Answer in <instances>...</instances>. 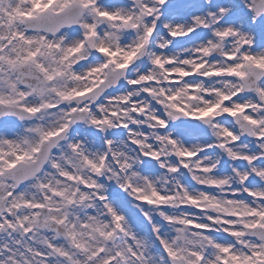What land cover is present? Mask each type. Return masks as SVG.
Here are the masks:
<instances>
[{
	"label": "clouds",
	"instance_id": "9594fccd",
	"mask_svg": "<svg viewBox=\"0 0 264 264\" xmlns=\"http://www.w3.org/2000/svg\"><path fill=\"white\" fill-rule=\"evenodd\" d=\"M0 101V264H264V0H0Z\"/></svg>",
	"mask_w": 264,
	"mask_h": 264
},
{
	"label": "snow or ice",
	"instance_id": "6c2138e0",
	"mask_svg": "<svg viewBox=\"0 0 264 264\" xmlns=\"http://www.w3.org/2000/svg\"><path fill=\"white\" fill-rule=\"evenodd\" d=\"M74 2L75 0H34V9L39 11L40 13H44L46 11H50L57 8H59V10H63L65 8L71 7ZM81 2H83V0H81ZM28 43L31 42L28 41ZM101 51H105V50L101 49ZM32 55L34 56L35 54ZM49 79H51V77H49ZM0 102L9 103V101H0ZM25 110L30 113L38 111V109H34V108L25 109ZM5 155L6 153L0 154V177H2L5 171H11L15 167H17V163L25 158V156L14 153L16 157L14 160H5ZM12 194L15 195V193ZM5 224H7L9 228L12 227L11 217H8L5 220H0V228L4 227ZM221 239H224V237H221ZM221 251L227 253L229 250L227 247H223L221 248Z\"/></svg>",
	"mask_w": 264,
	"mask_h": 264
}]
</instances>
